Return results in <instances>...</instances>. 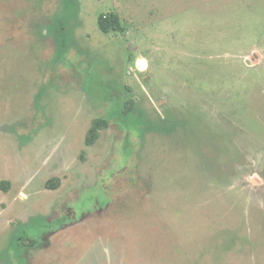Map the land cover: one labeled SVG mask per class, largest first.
Returning a JSON list of instances; mask_svg holds the SVG:
<instances>
[{"label":"rangeland","instance_id":"1","mask_svg":"<svg viewBox=\"0 0 264 264\" xmlns=\"http://www.w3.org/2000/svg\"><path fill=\"white\" fill-rule=\"evenodd\" d=\"M122 91L159 127L125 161L114 121L86 143ZM19 262L264 264V0H0V264Z\"/></svg>","mask_w":264,"mask_h":264},{"label":"trees","instance_id":"2","mask_svg":"<svg viewBox=\"0 0 264 264\" xmlns=\"http://www.w3.org/2000/svg\"><path fill=\"white\" fill-rule=\"evenodd\" d=\"M97 24L99 30L103 33L122 31V27L119 22V16L115 12L100 14L98 16ZM49 28L54 36L56 48H59L57 51H59L61 47L65 46L66 40L68 41L64 26L63 24L58 23L55 29L53 27ZM116 99L117 100L115 104L107 110L104 116L96 117V119L92 121V124L86 135V143L91 144L98 136L99 130L107 127L109 121H114L124 130V137L122 141L123 154L121 155L123 156V161H125L129 158L132 152L130 151V148L134 146L130 140L131 136L133 134L140 136L143 131L153 130L159 127L143 120V115L139 110L136 109L135 102L133 98L130 97V95H125L124 97L122 91L121 97ZM62 220L63 218L60 217L57 219V223H60ZM19 264H22V262H19Z\"/></svg>","mask_w":264,"mask_h":264},{"label":"clouds","instance_id":"3","mask_svg":"<svg viewBox=\"0 0 264 264\" xmlns=\"http://www.w3.org/2000/svg\"><path fill=\"white\" fill-rule=\"evenodd\" d=\"M148 68V59L144 56H137L135 60V70H138L140 72L146 71ZM21 196L24 197V194L21 193ZM26 198V197H24Z\"/></svg>","mask_w":264,"mask_h":264}]
</instances>
